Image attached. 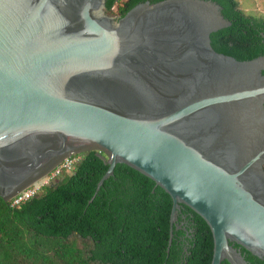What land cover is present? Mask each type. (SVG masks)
<instances>
[{
	"label": "water",
	"instance_id": "water-1",
	"mask_svg": "<svg viewBox=\"0 0 264 264\" xmlns=\"http://www.w3.org/2000/svg\"><path fill=\"white\" fill-rule=\"evenodd\" d=\"M106 0H0V196L96 150L182 205L213 237L264 258V55L216 52L211 0L146 1L116 22Z\"/></svg>",
	"mask_w": 264,
	"mask_h": 264
},
{
	"label": "trees",
	"instance_id": "trees-1",
	"mask_svg": "<svg viewBox=\"0 0 264 264\" xmlns=\"http://www.w3.org/2000/svg\"><path fill=\"white\" fill-rule=\"evenodd\" d=\"M106 0L104 12L120 19L139 3ZM230 25L210 35L212 48L238 61L264 55V17L246 13L237 0H211ZM264 73V72H263ZM96 150L80 154L70 172L20 207L0 196V264H211L213 237L207 223L182 205L170 238L173 201L147 176ZM188 213L193 235L179 223Z\"/></svg>",
	"mask_w": 264,
	"mask_h": 264
},
{
	"label": "built area",
	"instance_id": "built-area-1",
	"mask_svg": "<svg viewBox=\"0 0 264 264\" xmlns=\"http://www.w3.org/2000/svg\"><path fill=\"white\" fill-rule=\"evenodd\" d=\"M79 160V154H71L65 157L54 167H52L45 175H43L39 179L35 180L19 192H17L7 201L12 207H20L22 204H24L31 198L39 195L43 187L55 182V180L62 172H71L75 168V165Z\"/></svg>",
	"mask_w": 264,
	"mask_h": 264
},
{
	"label": "flooded vegetation",
	"instance_id": "flooded-vegetation-1",
	"mask_svg": "<svg viewBox=\"0 0 264 264\" xmlns=\"http://www.w3.org/2000/svg\"><path fill=\"white\" fill-rule=\"evenodd\" d=\"M188 213H181L182 220L179 223L184 234L180 236V240L187 244L186 238H190L193 234V223L191 219H187ZM229 246L235 251L234 262L238 261L241 264H264V258L256 256L246 250L244 247L238 245L235 242H230ZM220 264H231L227 259L223 260Z\"/></svg>",
	"mask_w": 264,
	"mask_h": 264
},
{
	"label": "rangeland",
	"instance_id": "rangeland-1",
	"mask_svg": "<svg viewBox=\"0 0 264 264\" xmlns=\"http://www.w3.org/2000/svg\"><path fill=\"white\" fill-rule=\"evenodd\" d=\"M241 8L248 14L254 16L264 17V0H237ZM104 15L111 17L116 22V16H110L104 13ZM81 154V153H80ZM79 154V155H80ZM70 173V172H68Z\"/></svg>",
	"mask_w": 264,
	"mask_h": 264
}]
</instances>
